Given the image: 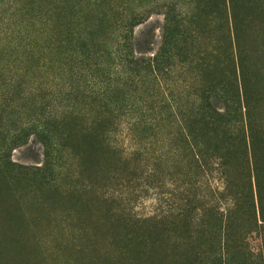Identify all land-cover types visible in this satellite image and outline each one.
Wrapping results in <instances>:
<instances>
[{
    "label": "rangeland",
    "instance_id": "obj_1",
    "mask_svg": "<svg viewBox=\"0 0 264 264\" xmlns=\"http://www.w3.org/2000/svg\"><path fill=\"white\" fill-rule=\"evenodd\" d=\"M180 13L182 51L150 64ZM230 81L261 147L264 0H0V264H190L221 248L219 154L232 192L264 193V148L239 144L240 120L196 124Z\"/></svg>",
    "mask_w": 264,
    "mask_h": 264
},
{
    "label": "trees",
    "instance_id": "obj_2",
    "mask_svg": "<svg viewBox=\"0 0 264 264\" xmlns=\"http://www.w3.org/2000/svg\"><path fill=\"white\" fill-rule=\"evenodd\" d=\"M167 22L164 46L153 58L148 60L150 64L169 66L173 57L182 51L181 47L185 43L183 38L186 35L185 25L187 21L185 15L182 13L174 15L168 18ZM233 83L230 81L229 90L225 89L221 94H217L213 87L208 95L202 97L199 105L200 112L195 113V116H199V119L196 120V124L200 126L198 129L203 130L204 133L215 132L216 125L233 128L237 120H240L239 122L243 125L241 136L244 138L239 140V144H247L250 153H254L256 150L262 151L264 143L261 147H256L254 143V128L251 125L250 110L248 106H242L237 95V88L233 87ZM39 131L44 134L47 130L41 127ZM226 135L224 134L222 138H226ZM201 157L200 154H197L196 158L199 159V161L196 160L197 166L202 163ZM244 158L249 160V157ZM262 158L264 163V157H261V161ZM216 160L218 162L214 165L217 169L214 170L217 173L222 170L221 179L224 186L221 194L215 193L217 197H213L207 217L216 225L223 226V245L221 248L212 246L209 250L196 253V258L191 260L190 264H264V193L262 187L256 180L255 186L249 183L242 190L236 191L237 193L232 192L235 184L229 174L230 161H227L225 155L222 156L221 154ZM252 161L253 171L256 174L261 171L259 169L260 164L254 162V157H252ZM203 166L206 167V165ZM28 172L25 170L22 174H28ZM215 200L220 201L224 208L217 206L218 204L215 205L213 202ZM250 235L258 236L260 239V247H258L257 253L251 252L248 248L246 239Z\"/></svg>",
    "mask_w": 264,
    "mask_h": 264
},
{
    "label": "bare ground",
    "instance_id": "obj_3",
    "mask_svg": "<svg viewBox=\"0 0 264 264\" xmlns=\"http://www.w3.org/2000/svg\"><path fill=\"white\" fill-rule=\"evenodd\" d=\"M4 200H5V197H4ZM9 201V200H8ZM5 206V205H4ZM10 206V205H9ZM8 207V206H7ZM3 209H5V208H3ZM12 209V208H11ZM8 211V210H7ZM1 213V212H0ZM13 213V212H12ZM10 216V215H9ZM18 218V217H17ZM13 221V220H12ZM16 223H18V222H16ZM20 224H21V222H20ZM25 224V223H24ZM10 225H11V222L10 221H8V217L6 216V215H4V213L1 215L0 214V229H2L3 231H7V230H9V228H10ZM14 225V224H13ZM18 228V227H17ZM22 229V228H21ZM11 230H14V229H11ZM16 230V229H15ZM1 231V230H0ZM19 232H21V231H19ZM24 233V232H23ZM5 234V233H4ZM7 234H8V236H10L9 235V233L7 232ZM12 235H14V234H12ZM7 236V237H8ZM14 236H16V235H14ZM14 236H13V238H14ZM19 236H20V234H19ZM6 237V238H7ZM10 239V238H9ZM14 240V239H13ZM22 240V239H21ZM25 241V240H24ZM6 242V241H5ZM23 242V241H22ZM2 243H3V241H2ZM7 243V242H6ZM14 243V242H13ZM24 243V242H23ZM22 243V244H23ZM27 243V242H26ZM10 245H11V242L9 243ZM8 244V245H9ZM17 244V243H16ZM22 244H20V245H22ZM7 245V246H8ZM9 245V246H10ZM7 246L5 245L3 248H4V250H5V247L7 248ZM19 246V245H18ZM0 248H2V247H0ZM31 248V247H30ZM30 248H29V250H30ZM16 249V248H15ZM32 249V248H31ZM1 250V249H0ZM3 250V249H2ZM10 250H11V247H10ZM25 251V250H24ZM24 253V252H23ZM10 255H11V253H9ZM9 254H7V256H9ZM2 255V254H1ZM35 256V255H34ZM4 257V256H3ZM20 258L19 259V261H18V264H21V262L23 263V261L21 260V257L18 255L16 258ZM2 258V257H1ZM8 258V257H7ZM3 259V258H2ZM5 259H6V257H5ZM17 264V263H16Z\"/></svg>",
    "mask_w": 264,
    "mask_h": 264
}]
</instances>
